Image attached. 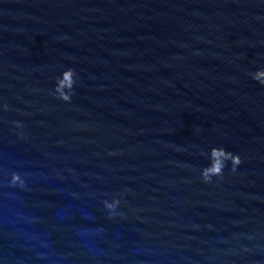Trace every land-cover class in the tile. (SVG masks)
<instances>
[{
	"label": "water",
	"instance_id": "water-1",
	"mask_svg": "<svg viewBox=\"0 0 264 264\" xmlns=\"http://www.w3.org/2000/svg\"><path fill=\"white\" fill-rule=\"evenodd\" d=\"M258 67L264 0H0V264H264Z\"/></svg>",
	"mask_w": 264,
	"mask_h": 264
},
{
	"label": "clouds",
	"instance_id": "clouds-1",
	"mask_svg": "<svg viewBox=\"0 0 264 264\" xmlns=\"http://www.w3.org/2000/svg\"><path fill=\"white\" fill-rule=\"evenodd\" d=\"M65 70H66V69H65ZM74 75H75V73H74ZM250 75H251V78H252V79L258 81V82L261 83V84H264V68L258 67V68L256 69V71L250 73ZM63 76H64V70H62L61 73H60V75H59V77H57V84L63 82ZM63 98H64L65 100H68L70 97H69V95L67 94V95L63 96ZM235 155L237 156L236 164H239L240 161H239L238 155H237V154H235ZM234 167H235V166H233V168H234ZM202 171H203V169H202ZM218 171H219V169H218ZM204 178H205L206 180H208V179H209V176H205Z\"/></svg>",
	"mask_w": 264,
	"mask_h": 264
}]
</instances>
